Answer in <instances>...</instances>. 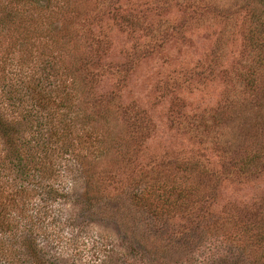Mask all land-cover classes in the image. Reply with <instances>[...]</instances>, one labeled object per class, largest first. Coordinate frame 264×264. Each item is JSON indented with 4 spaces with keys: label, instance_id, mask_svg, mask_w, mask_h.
Listing matches in <instances>:
<instances>
[{
    "label": "rangeland",
    "instance_id": "rangeland-1",
    "mask_svg": "<svg viewBox=\"0 0 264 264\" xmlns=\"http://www.w3.org/2000/svg\"><path fill=\"white\" fill-rule=\"evenodd\" d=\"M261 17L264 0H0V110L22 120L30 143L21 164L30 154L38 160L46 130L59 142L79 137L75 149L94 161L101 204L114 199L113 209L126 189L144 187L141 202L179 229L206 223L182 237L184 248L169 243L177 262L235 255L240 243L253 246L251 256L261 252L264 42L256 47L251 37ZM63 83L47 107L51 123L29 86ZM10 154L0 139V207L15 227L31 220L40 196L36 178L7 168ZM64 183L83 186L69 175ZM72 217L48 239L66 264L146 263L115 221L78 227ZM190 240L201 245L188 251Z\"/></svg>",
    "mask_w": 264,
    "mask_h": 264
},
{
    "label": "trees",
    "instance_id": "trees-1",
    "mask_svg": "<svg viewBox=\"0 0 264 264\" xmlns=\"http://www.w3.org/2000/svg\"><path fill=\"white\" fill-rule=\"evenodd\" d=\"M258 21L257 31L251 37L255 46L261 47L262 42H264V18H258ZM2 24L4 26L5 22L3 18H0V25ZM60 68L57 67V71ZM65 85L66 83H63L60 90L56 87V91H53L54 89L48 91L41 85L29 86L30 90L36 92L37 106L46 111V118L51 123L54 114L47 111L49 101L52 100L53 93H61ZM73 85V89L79 93L78 99H80L81 90L75 81H73ZM65 99V103L60 104V106H68L71 98L67 99L66 97ZM72 107L75 109L74 104H72ZM39 125L42 128L40 123ZM21 126L22 120L19 126L18 122L6 119L0 110V139L11 153L8 155L10 159L7 160L9 162L7 168L17 167L18 171H23L25 178L28 176L36 178L35 186L39 191L40 200L32 206L31 220L15 227L6 218L8 212L0 207V264H66L58 253H52L53 249L48 246L50 244L48 241L51 240L48 239L52 238V231H58L59 223L67 220L69 216H73V221L78 227L81 226L82 222L90 221L92 223L96 219L99 222L101 220L103 222L107 221L103 219L115 221L117 235L132 250L135 247L140 248V255L146 257L145 264H264V248L261 252H255L257 254L251 256L248 251H255V249L252 248L251 244L245 243L243 245L239 244L235 255L214 254L208 259L202 258L200 260L186 256L185 261L182 263L177 262L178 258L175 257L174 251L171 252L168 248L172 246L184 248L182 237L186 236L187 232L194 230L195 233L198 232L199 234L202 227L206 225L205 222L198 221L189 229H179L178 225L168 222V219L161 213L154 211L155 209L150 210L151 208L146 207L141 202L144 187L126 189L122 193V200L116 199V207H113V209L111 203L114 199H106L107 202L104 201L106 203L101 204L99 193L101 184L98 185L99 174L92 171L94 161L89 159L87 153L79 154L75 149L77 145L81 146L80 141H78L79 137L75 142H59L60 133L56 131L52 133V130H46V138H44L46 143H38L36 146V151L40 152L38 160L34 161L37 156L30 154L29 161L21 164L23 149L27 146L25 144L30 143L29 140L24 141L21 136ZM41 128L37 127L35 132L40 133ZM51 140H53V143H50ZM71 145L72 148H70ZM39 146H41L40 150H38ZM91 146L87 147V150ZM33 148L35 149L34 145ZM67 175L71 180H83L81 190H68L70 187L64 183ZM126 203L128 206H126ZM67 205L75 208L74 214ZM108 210H113L114 214L109 216ZM63 212L67 216L61 221ZM51 213L52 218L49 219ZM138 220H141L146 228L150 227L148 233H142L137 229ZM240 231L241 241L244 242L243 235L247 233V228H240ZM255 236H258L257 243H261L262 234ZM237 241H240V239ZM200 245H196L194 241L190 240L188 244H185V247L188 251H193ZM183 248L181 251L184 250ZM184 253L188 255L187 252Z\"/></svg>",
    "mask_w": 264,
    "mask_h": 264
}]
</instances>
